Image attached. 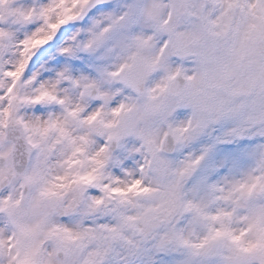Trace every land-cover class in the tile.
<instances>
[{
	"label": "snow or ice",
	"instance_id": "obj_1",
	"mask_svg": "<svg viewBox=\"0 0 264 264\" xmlns=\"http://www.w3.org/2000/svg\"><path fill=\"white\" fill-rule=\"evenodd\" d=\"M0 264H264V0H0Z\"/></svg>",
	"mask_w": 264,
	"mask_h": 264
}]
</instances>
